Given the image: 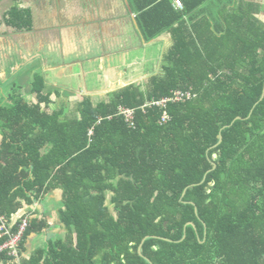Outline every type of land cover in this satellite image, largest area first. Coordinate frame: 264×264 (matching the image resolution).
I'll list each match as a JSON object with an SVG mask.
<instances>
[{
  "label": "trees",
  "instance_id": "16d2710c",
  "mask_svg": "<svg viewBox=\"0 0 264 264\" xmlns=\"http://www.w3.org/2000/svg\"><path fill=\"white\" fill-rule=\"evenodd\" d=\"M138 8L146 42L172 35L162 72L98 100L84 97L72 116L42 107L51 99L40 78L37 102L19 87L0 101V226L9 231L0 246L28 222L17 254L1 251L0 264H264L258 10L223 6L213 23L184 20L199 7ZM3 25L30 31L31 11L14 4ZM176 91L195 97L143 108ZM55 190L63 192L65 233L31 248V237L51 226L19 213Z\"/></svg>",
  "mask_w": 264,
  "mask_h": 264
},
{
  "label": "crops",
  "instance_id": "0c3cea01",
  "mask_svg": "<svg viewBox=\"0 0 264 264\" xmlns=\"http://www.w3.org/2000/svg\"><path fill=\"white\" fill-rule=\"evenodd\" d=\"M4 1H0V6ZM175 1H10L9 8L0 12V18L18 4L31 11L33 28L18 32L3 25L0 29V101L7 102L13 87H19L28 102H37L32 89L40 78L51 99L48 108L45 104L42 107L48 113L64 107V114L72 116L84 97L98 100L132 83L144 84L162 72L164 55L173 44L172 35L166 32L146 42L137 21L141 6L170 4L176 11L199 7L184 20L214 23L222 20L221 7L250 5L257 8L255 16L264 23V0H179L182 8H177ZM62 208L63 192L55 190L44 200L21 210L20 215L29 212L30 219H46L51 226L43 234L33 235L29 247L44 245L65 233V227L59 223Z\"/></svg>",
  "mask_w": 264,
  "mask_h": 264
},
{
  "label": "built area",
  "instance_id": "2783aa9c",
  "mask_svg": "<svg viewBox=\"0 0 264 264\" xmlns=\"http://www.w3.org/2000/svg\"><path fill=\"white\" fill-rule=\"evenodd\" d=\"M175 3H176L177 8H182L181 1L176 0ZM193 97H195V95L191 91H187V92L176 91V92H174V95L172 98H164L160 101L153 100V101L147 102L143 106V108L154 107V106L166 108L167 104L171 101L172 102H185V101L192 99ZM120 114L125 116V118L128 121L133 120V117H134V111L133 110L121 108ZM166 119H168V116L165 113L163 116V121H166ZM27 226H28V222L24 221V223L22 224V226L19 230V233L16 236H14L9 242H6L0 246V252L3 250H6V249H13L14 250L13 254H17L16 247L19 245ZM8 234H9V231L7 229V226H6V222H3L0 226V239H2L5 235H8Z\"/></svg>",
  "mask_w": 264,
  "mask_h": 264
},
{
  "label": "rangeland",
  "instance_id": "374dc122",
  "mask_svg": "<svg viewBox=\"0 0 264 264\" xmlns=\"http://www.w3.org/2000/svg\"><path fill=\"white\" fill-rule=\"evenodd\" d=\"M0 1H4V0H0ZM10 1H12V0H6V1H4L3 3L4 4H2L1 6H0V12H3V11H5L7 8H9V6H10V4H9V2ZM8 3V4H7ZM2 14V13H1ZM10 83H11V85L10 86H12V79H10ZM37 203V202H36ZM44 241V240H43Z\"/></svg>",
  "mask_w": 264,
  "mask_h": 264
},
{
  "label": "water",
  "instance_id": "95a60500",
  "mask_svg": "<svg viewBox=\"0 0 264 264\" xmlns=\"http://www.w3.org/2000/svg\"><path fill=\"white\" fill-rule=\"evenodd\" d=\"M263 97H264V95H263ZM222 140H223V137H221V139H220V143L222 142ZM141 249H142V248L140 247V250H139V251H140V254L142 253V252H141Z\"/></svg>",
  "mask_w": 264,
  "mask_h": 264
},
{
  "label": "flooded vegetation",
  "instance_id": "af4514ba",
  "mask_svg": "<svg viewBox=\"0 0 264 264\" xmlns=\"http://www.w3.org/2000/svg\"><path fill=\"white\" fill-rule=\"evenodd\" d=\"M2 28V27H1Z\"/></svg>",
  "mask_w": 264,
  "mask_h": 264
}]
</instances>
